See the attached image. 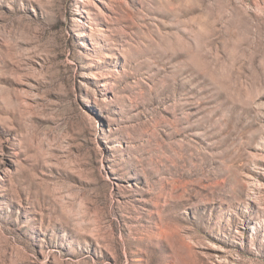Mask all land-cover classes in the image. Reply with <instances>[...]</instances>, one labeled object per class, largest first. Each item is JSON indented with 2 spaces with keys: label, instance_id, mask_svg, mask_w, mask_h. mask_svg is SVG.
I'll return each instance as SVG.
<instances>
[{
  "label": "rangeland",
  "instance_id": "374dc122",
  "mask_svg": "<svg viewBox=\"0 0 264 264\" xmlns=\"http://www.w3.org/2000/svg\"><path fill=\"white\" fill-rule=\"evenodd\" d=\"M0 264H264V0H0Z\"/></svg>",
  "mask_w": 264,
  "mask_h": 264
},
{
  "label": "bare ground",
  "instance_id": "6f19581e",
  "mask_svg": "<svg viewBox=\"0 0 264 264\" xmlns=\"http://www.w3.org/2000/svg\"><path fill=\"white\" fill-rule=\"evenodd\" d=\"M194 27H195V30H197V35L199 36L201 34V32H200L201 25L198 22H195L194 23ZM193 48H194V51L197 53V55L200 56L201 55V52H202V44L200 43V39L199 38L194 43ZM167 49H168L170 55L173 58H176L178 56H181V55L184 54V52H186L185 51V43H183V41L180 38H177V36L176 37H173V40H171L170 41V44L167 45ZM194 69H195V67H194ZM185 70L186 69L181 68L179 70V75H183L184 72H185ZM185 106H187V104H185ZM179 114L180 113L178 111H176L175 115H176L177 121L179 122L178 124L182 125V124H184L185 121H183V119L181 117H178ZM188 128H189L188 126H183V127L179 128L177 130L178 131H183V130H186Z\"/></svg>",
  "mask_w": 264,
  "mask_h": 264
}]
</instances>
